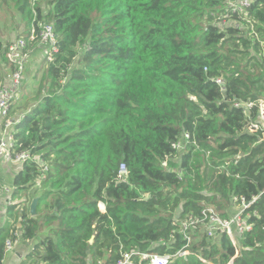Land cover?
I'll list each match as a JSON object with an SVG mask.
<instances>
[{
    "label": "trees",
    "instance_id": "1",
    "mask_svg": "<svg viewBox=\"0 0 264 264\" xmlns=\"http://www.w3.org/2000/svg\"><path fill=\"white\" fill-rule=\"evenodd\" d=\"M230 1L47 0L33 22L31 0H13L29 35L46 19L59 42L46 59L49 86L14 128L15 152L31 155L14 198L37 184L46 192L34 217L21 202L9 206L0 264L18 229L35 241L23 264H120L125 254L124 264H149L145 253L169 264H264V135L233 102L264 96V0L245 20L233 17L243 28H221ZM8 45L0 40L1 57ZM37 157L48 163L44 177ZM234 197L245 198L253 224L239 243L223 234L188 245L180 222Z\"/></svg>",
    "mask_w": 264,
    "mask_h": 264
},
{
    "label": "built area",
    "instance_id": "2",
    "mask_svg": "<svg viewBox=\"0 0 264 264\" xmlns=\"http://www.w3.org/2000/svg\"><path fill=\"white\" fill-rule=\"evenodd\" d=\"M253 0H235L230 1L228 5V11L225 14H221L217 18V24L221 28H225L228 25L243 28L242 21L234 19L237 15L240 19L245 20L247 9L251 6ZM43 0H31V6L34 12L35 22L38 16V8H43ZM46 14V12L44 11ZM250 27L248 34H255L256 22L247 19ZM38 34L34 25L30 29L29 37L18 36L11 41L7 47L5 57L0 56V159L4 162H18L23 163L24 160L31 158L29 151H23L21 153L15 152V139H14V126L18 121L11 117V112L14 106L19 102L21 103L23 98V89L25 74L27 72V63L30 59V43L35 41L39 49L43 52V55L48 60H52V54L58 51L59 37L55 30L54 24L46 19L38 20L37 22ZM215 81L221 87L224 92L225 79L223 77L215 78ZM234 105L242 107L245 116L247 117V128L251 132H257L262 130L264 135V100L260 99L256 102H242L236 98L233 100ZM254 106H258L257 117L254 119L252 109ZM191 140L189 133H184L178 141L173 144V148L181 153L186 150L187 145ZM176 156L175 158H177ZM174 158V159H175ZM36 161L40 164V170L42 176L46 175L49 170L48 163L41 158L37 157ZM163 166L168 167V161L162 163ZM180 172L179 168L175 169ZM121 174H127V167L125 163L121 164ZM181 175V172H180ZM1 189V180H0ZM10 193L9 188L4 189ZM236 204L239 210L233 212L230 215H223L216 210L213 205H205L200 214H189L180 222L179 233L187 241L188 245L194 241L195 236H206L210 240H216L217 237L223 234H229L235 241L239 243V238L253 227L250 222V214L245 215V208L248 203L244 197H234L232 204ZM256 214V212L254 213ZM21 239V231L18 229L14 232V238H8L5 245V253L11 252L15 245ZM125 262L128 263L130 256L125 254ZM142 258L148 260L149 264H169L170 256H160L155 254L145 253ZM101 264V263H100Z\"/></svg>",
    "mask_w": 264,
    "mask_h": 264
},
{
    "label": "rangeland",
    "instance_id": "3",
    "mask_svg": "<svg viewBox=\"0 0 264 264\" xmlns=\"http://www.w3.org/2000/svg\"><path fill=\"white\" fill-rule=\"evenodd\" d=\"M42 4L44 11L48 13L51 7L49 6L47 0H43ZM27 33V21L23 20L22 14L13 0H0V40H2L4 44H8L18 36L27 37ZM30 49V54L32 53V56L34 55L33 62H35L36 60L38 63L32 66L29 62L27 63V68H29L25 74L22 101L21 103L19 102L14 106V109L10 114L11 117L15 118L17 121L23 117L22 114H25L26 110H28L29 107H31V105H33L35 101H37L40 95H42V93L44 92L43 89L49 86L46 78L48 64L43 61L42 57H40L41 55L38 56L36 54V52L39 50V47L37 44H35V41H32L30 43ZM262 99L264 100V96L262 97ZM175 161H179V157L175 158ZM44 192H46V189L44 187H41L40 184H37L30 188L28 191L23 192L22 195L18 196V198L21 200V206H24V208L26 209H30L33 198L37 196L40 197ZM213 207H215L218 212H222L223 215H230L233 212L239 210L236 204H232V202H230L229 205L222 209H219L214 205ZM179 212L180 210L176 212V216L179 215ZM48 230L49 227H45L39 233V238L45 236L48 233ZM200 238V235H198L197 238L194 237V241H197Z\"/></svg>",
    "mask_w": 264,
    "mask_h": 264
},
{
    "label": "crops",
    "instance_id": "4",
    "mask_svg": "<svg viewBox=\"0 0 264 264\" xmlns=\"http://www.w3.org/2000/svg\"><path fill=\"white\" fill-rule=\"evenodd\" d=\"M29 35V33H27ZM36 54L42 57L43 61L46 64V57L43 55V52L39 49ZM34 61V55L32 53L30 55L29 63L32 65H36L38 63L36 60ZM29 68V67H28ZM27 68V70H28ZM38 101H35L31 107H29L26 112H28L32 107L37 104ZM25 112V113H26ZM24 116V114H22ZM22 164L18 162H4L0 159V180H1V189H0V229L3 228L8 220V208L11 204L20 202L21 200L16 197L14 198V178L18 171L21 169ZM9 188L11 191L10 193L6 192L4 189ZM36 196V195H34ZM105 210V205L104 209ZM40 236V235H39ZM35 241H27L24 239H20V241L15 245L14 249L11 252L5 254L3 264H23V261L26 258V255L31 251L33 248Z\"/></svg>",
    "mask_w": 264,
    "mask_h": 264
},
{
    "label": "water",
    "instance_id": "5",
    "mask_svg": "<svg viewBox=\"0 0 264 264\" xmlns=\"http://www.w3.org/2000/svg\"><path fill=\"white\" fill-rule=\"evenodd\" d=\"M39 196H37V197H34L33 198V201H32V204H31V206H30V214H31V216H36V209H37V205H38V201H39ZM91 241H93V239H91Z\"/></svg>",
    "mask_w": 264,
    "mask_h": 264
}]
</instances>
